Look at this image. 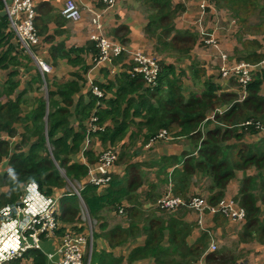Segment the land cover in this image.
<instances>
[{"label": "trees", "instance_id": "obj_1", "mask_svg": "<svg viewBox=\"0 0 264 264\" xmlns=\"http://www.w3.org/2000/svg\"><path fill=\"white\" fill-rule=\"evenodd\" d=\"M208 5L225 12L234 21L236 38L243 41L241 49L235 48L233 52L236 61L251 65L261 63L264 60V0H208ZM141 7L146 14L143 32L153 42L158 56L175 63L189 61L192 50L204 44L196 29H176L175 20L185 11L182 4H173L172 0H141ZM11 35L7 19L0 18V48L8 44ZM87 47L96 59V46L88 43ZM7 48L0 53L1 69L16 63V58L11 55V45L8 44ZM112 58H115L114 63L117 60L122 63L124 59L122 55ZM157 63L159 73L153 87H144L141 74L124 72L117 78L119 89L116 99L104 101L103 96L91 95L93 101L104 102L106 108L97 109L94 114L96 129L88 134L97 137L103 145L113 147L129 128L128 116L133 106L132 116L140 119L136 129L144 142L155 140L162 132L172 139H187L193 152L179 157H161L156 164H145V167L158 166V175L163 179L158 180L155 188L157 192L164 187L163 192L156 195L154 191L153 194L146 192L147 206L140 201L138 190L146 183L143 180L146 178L144 166L143 163L131 162L124 144L118 150L116 161L117 166L123 167L120 175H111L103 187L84 184L79 191L80 197L74 189L60 195L67 186V180L75 183L86 177L87 166L71 163L69 159L79 151L85 131L74 132L68 126L69 112L66 108L50 111L45 129L44 103L39 102L23 115L22 99L9 97L13 92L10 85L2 92L5 101L0 98V132L10 138L16 137V126L20 125L24 132L12 153L10 143L0 141V163L6 159L8 164L0 176V189L7 188L0 192V209L17 203L25 183L33 182L44 197H53L55 193L60 195L57 200L58 236L64 232L84 233L83 225H79L82 208L95 221L97 228L92 231L89 264H135L145 260H152V264H195L200 258L208 264H235L236 257L224 249L206 253L210 237L207 230L198 228L200 238L193 245L188 243L196 226L194 222L186 221L189 210L161 209L156 206V201L161 193L163 197L168 192V188L177 198H189L192 181L200 175L209 183L206 201L215 205L224 197L227 186L239 172L242 178L234 200L244 210L245 222L237 242L255 241L264 245V133L260 136L259 132L262 128L264 130V70L252 77L246 87L245 98L239 101L238 91L220 92L209 79L203 81L200 92L188 90L186 96L180 79L185 73H176L174 65L166 64L163 59ZM125 68L130 70L132 66L126 65ZM188 72L194 84L204 76L195 60L189 62ZM98 87L113 88V84ZM60 92L64 97L73 93L67 90L66 85L60 88ZM217 110L223 112L219 114ZM211 114H214L213 118L206 120ZM106 120L111 121L110 126L105 125ZM138 134L132 133L129 139ZM255 136L260 138L248 140V137ZM119 210L124 219L108 228L104 212ZM142 237L145 239L143 246L132 248L127 258L114 255L113 249L131 245ZM98 240L107 243L109 251L98 249ZM44 243L49 244V241ZM21 257L31 258L33 264H46L44 254L38 250H28ZM11 264L19 262L16 260Z\"/></svg>", "mask_w": 264, "mask_h": 264}, {"label": "crops", "instance_id": "obj_2", "mask_svg": "<svg viewBox=\"0 0 264 264\" xmlns=\"http://www.w3.org/2000/svg\"><path fill=\"white\" fill-rule=\"evenodd\" d=\"M65 1L67 0H33V27L37 34V41L31 46V52L36 57L50 63L52 68L50 73H47L45 76L40 75L33 65L31 57L20 49L18 39L12 33L8 44L11 45V55L16 58L14 60L16 63L8 65L5 69L0 68V98L2 102L5 101L4 97H2V92L11 85L13 92L9 97L12 99L18 97L22 99L21 110L23 115L35 108L39 102H43L45 129L48 113L57 108H66L69 112L67 116L68 126L74 132L85 131L84 140L79 151L69 156L70 162L86 166L97 160L98 155L104 150V147L106 149L110 147L108 144L103 145L97 137H90V134H88L90 117L96 114L98 108H106L104 102L93 101L91 95L95 96V91H98L103 96L104 101L116 99V92L119 89L117 78L124 72L130 73V70H127L125 66L134 65V54L141 53L158 60H160V56L156 54L153 42L143 32L146 14L141 7V0H116L110 6H107L102 0H72L82 13L80 20L77 22L65 20L60 15ZM172 3H179L185 7V11L175 20L176 29L189 28L192 31L198 30V20L201 16L200 0H172ZM208 8V11L206 10L203 13L200 24L209 35L213 36V39H216L214 40L217 42L218 48L215 49L204 43L192 50L189 61L175 63L168 58L162 57L161 59L166 64H173L176 73H185V76L180 77L184 91L187 89L192 92H200L203 89V81L209 79L219 88L220 92H235L237 90L235 80L232 77L222 78L220 76V61L217 56L219 50L226 53L223 43L220 42L218 31L223 29L222 26H224V29L229 27L235 32L236 26L234 21L225 12L214 10L211 7ZM91 10L97 11L100 15L98 27L92 24V16L89 13ZM1 11L3 9L0 4ZM217 12L222 17H226L227 20L219 19ZM24 16L25 13L22 12L20 19L22 20ZM0 18H6V16ZM208 19L209 21L207 22ZM5 33H8L7 30H5ZM96 35H102L123 50L121 54L124 57L122 63L118 62V60L114 63L115 58H112V56L101 65L95 64V56L89 51L87 46L88 43L95 45L93 38ZM8 44L0 48V53L6 50ZM234 48L238 47L235 45L232 49L233 52ZM74 50L77 52H73ZM229 54L231 55L226 53L229 63L237 62L231 50ZM193 60L197 61L198 67L204 71V76L199 79L197 84H194L193 77L188 72L189 62ZM261 70L262 66L258 67V73ZM109 84H113V88L101 89L98 87ZM64 85H66L69 92H73L67 97H64L60 92V88ZM75 87L76 91H74ZM123 106L125 107V105ZM133 108L135 107H131V115L129 114L128 116L129 128L126 130L122 140L116 145L121 149V146L125 144L128 150L126 152H130L128 157L132 163H143V175L146 176L143 180H146V183L139 188L138 194L140 195V201H143L147 206L146 192L153 194L154 191L156 195L159 191L163 192L162 188L164 187H160L156 192L155 184L159 179H163V176L158 175V166L145 167V164H156L161 157H179L182 154L191 153L193 152V147L185 138H176L173 142L163 139L144 142L143 137L138 134L136 129L140 119L132 116ZM105 125L110 126L111 121L106 120ZM16 130L18 134H21L23 126H16ZM132 133L138 134V136L130 140L129 138ZM248 140L252 139L248 138ZM0 141H8L10 143V153H12L14 146L19 143L20 138L19 136L10 138L5 133L0 132ZM119 148L118 150H120ZM7 168V160L4 159L0 163V176L5 173ZM122 171L123 167L118 166L117 172L113 175H120ZM167 171L170 172L171 170L167 169ZM241 178V173L237 172L235 178L227 186L224 197L234 198L236 196ZM192 184L190 196L197 193L204 194L205 197L207 196L208 192L206 188L209 187V183L206 178L197 175L193 179ZM6 190L7 188H1L0 192ZM191 219L196 225V216L189 214L186 217V221L188 222ZM118 222L119 220L114 219V223L110 224L109 228H112ZM204 227L210 234L208 247L212 242H210L213 238L212 234L219 235L221 240L225 242L236 241L238 243V233L242 229V225L238 223L228 222L225 224L222 216H212L209 214L204 217ZM200 236L201 231L195 226L187 241L190 245H193ZM144 241L145 239L142 237L131 245L126 244L112 251L116 256L123 255V257L127 258L130 250L136 246H143ZM44 244V247H49L44 248L45 250L55 251L57 249V247L51 246V244V247L46 243ZM97 248L109 251L107 243L102 240L97 241ZM221 249L229 251L230 248L226 244H221L217 250ZM239 249L241 255L240 257L237 256L235 264H264V245L253 241L240 244ZM21 258L13 259V261L18 260L19 264H33L31 258L28 257L27 260ZM13 261L10 260L6 264H11ZM46 264H49L47 260ZM135 264H152V260L136 262ZM195 264L208 263H206L204 258H200Z\"/></svg>", "mask_w": 264, "mask_h": 264}, {"label": "built area", "instance_id": "obj_3", "mask_svg": "<svg viewBox=\"0 0 264 264\" xmlns=\"http://www.w3.org/2000/svg\"><path fill=\"white\" fill-rule=\"evenodd\" d=\"M107 6L112 5L116 0H102ZM201 16L198 20V33L200 38L207 46L218 48L216 41L201 26V17L210 6L208 0H200ZM2 9L6 11L8 21V30L15 34L18 39L20 49L31 58L35 68L41 76L51 71V65L44 60L36 57L31 52V46L37 41V34L33 27L34 3L33 0H0ZM25 13L24 18L20 19V14ZM92 16V24L99 25V13L89 11ZM60 15L68 21L77 22L82 13L79 7L72 0H67L63 4ZM96 49L98 50L95 59L96 65L105 63L110 57H117L123 50L109 39L102 35H96L93 38ZM220 61L219 74L222 78L232 77L237 84L239 92V101L246 96V87L251 82L252 77L258 73V67L262 66L264 70V60L257 64L233 62L229 63L228 58L221 50L218 52ZM134 65L130 73L141 74L144 79V87H153L159 73L158 59L148 57L141 53L134 54ZM95 96H102L100 92L95 91ZM221 114L223 110H217ZM214 114L207 116L206 120L212 119ZM96 117L89 119L88 132L94 131ZM246 124H249L246 123ZM172 140V138L162 132L155 140ZM118 151L113 147L103 150L97 157V160L87 166L86 177L81 180V186L74 188V193L79 196V191L84 184H91L97 187H103L109 181L110 176L118 170L116 165ZM24 195L20 196L15 204L6 205L0 209V264H6L10 260L19 259L28 250L41 251L49 264H89L92 252V229L89 226L84 233L71 234L64 232L57 235L59 229L57 219V200L60 197H44L34 183H26L23 186ZM161 209L174 211L185 208L190 214L196 216L197 224L201 231H206L203 226L205 215H220L228 222L243 225L245 222V212L241 209L234 198L223 197L215 205H209L206 198L201 194L187 199H181L173 196L168 188V192L161 197L157 203ZM121 213L122 211L119 210ZM87 213V212H86ZM88 215V214H87ZM89 229V231H88ZM49 241V246H55V251L45 250L44 242ZM50 246V247H51ZM216 250V245L212 241L207 252Z\"/></svg>", "mask_w": 264, "mask_h": 264}, {"label": "rangeland", "instance_id": "obj_4", "mask_svg": "<svg viewBox=\"0 0 264 264\" xmlns=\"http://www.w3.org/2000/svg\"><path fill=\"white\" fill-rule=\"evenodd\" d=\"M218 13V12H217ZM219 14V13H218ZM218 18L219 19H225V20H227V18L226 17H222L220 14H219V16H218ZM231 19V18H230ZM209 21V19L207 20V22ZM222 26V25H221ZM223 27V29H220L219 31H218V36H219V38H220V42H222L223 43V48L225 49V51H226V53H228V55H231V54H229V51L231 50V52L233 53V51H232V49H233V47L236 45V47H238V50H240L241 49V45H242V43H243V41H238L237 40V38H236V34H235V32L231 29V28H229V27H227L226 29H224V26H222ZM203 29H204V27H203ZM206 32V31H205ZM236 33H237V30H236ZM245 35H248L247 33L245 34ZM212 36V35H211ZM213 37V36H212ZM233 37V38H232ZM243 37H245V36H243ZM218 38V39H219ZM215 39V38H214ZM216 40V39H215ZM217 43V42H216ZM235 49V48H234ZM197 50H199V49H197ZM223 52V51H222ZM226 53L225 52H223V54L226 56V58H227V55H226ZM218 57V56H217ZM162 57L160 56V59H161ZM218 59H219V57H218ZM50 64V63H49ZM188 90L186 89V91H185V95L187 96L188 95ZM24 132V131H23ZM22 132V133H23ZM259 132H261V134H260V136L264 133V130H263V128H262V130H260ZM21 133V134H22ZM86 134H87V131H86ZM17 136H20V134H18L17 133ZM260 136H255V137H248V138H251L252 139V141H257L258 140V138H260ZM173 140H175L174 138L172 139V140H170L169 142H173ZM118 146L117 145H114L113 146V149H115L116 151H118V148H117ZM104 150L106 149L105 147L103 148ZM120 149V148H119ZM128 151V150H127ZM130 152H127V156H128V154H129ZM170 157V156H169ZM81 181H79V182H70V181H68L67 180V186L63 189V192H60V195H62L64 192H69V191H73V189L74 188H79V186H81ZM205 187H206V185H205ZM138 192H139V190H138ZM62 193V194H61ZM199 194H201V193H199ZM23 195H24V190H23V192H22V195H21V197H23ZM59 195V193H55L53 196H56V197H59L60 196ZM202 195V197L204 198L205 197V195L204 194H201ZM192 196H194V195H192ZM192 196H190V197H192ZM157 202V201H156ZM154 207H156L155 205H154ZM104 218H105V221H107L108 223H109V225L110 224H113L114 223V219L115 220H119V222H121L123 219H124V216H123V214H122V212L120 213L119 211L118 212H112V211H106V212H104ZM192 215V214H191ZM225 220V224H227L228 223V221L226 220V219H224ZM191 221H193L192 219H191ZM118 222V223H119ZM80 224H82L83 225V227H84V230H86L89 226H91V229H92V231H96V228H97V224L95 223V221L93 220V219H91L88 215H87V213H86V211H85V209H81V213H80V216H79V225ZM196 226H197V228H199V226H198V224H196ZM203 226H204V223H203ZM109 228V227H108ZM88 231H89V229H88ZM75 232V231H74ZM93 235V234H92ZM212 239L210 240V242L211 241H213L214 243H215V245H216V250L214 251V252H216L217 251V249H219V246L221 245V244H226L227 246H229V251H228V253L227 254H232V255H234L235 257H236V261H237V256H239L240 257V255H241V251H240V249H239V247H240V244H238V243H236V241L235 242H233V241H231L230 243L229 242H225V241H223V240H221V237H219V235H217V234H212ZM92 241H93V237H92Z\"/></svg>", "mask_w": 264, "mask_h": 264}, {"label": "water", "instance_id": "obj_5", "mask_svg": "<svg viewBox=\"0 0 264 264\" xmlns=\"http://www.w3.org/2000/svg\"><path fill=\"white\" fill-rule=\"evenodd\" d=\"M5 16H6V11L5 10L1 11L0 12V17H5Z\"/></svg>", "mask_w": 264, "mask_h": 264}, {"label": "clouds", "instance_id": "obj_6", "mask_svg": "<svg viewBox=\"0 0 264 264\" xmlns=\"http://www.w3.org/2000/svg\"><path fill=\"white\" fill-rule=\"evenodd\" d=\"M101 97V96H100ZM93 116H95V115H93ZM91 118V117H90ZM28 183H33V182H28ZM26 184V183H25ZM198 194V193H197ZM206 198V197H205Z\"/></svg>", "mask_w": 264, "mask_h": 264}]
</instances>
